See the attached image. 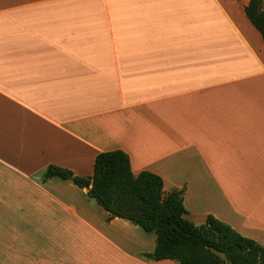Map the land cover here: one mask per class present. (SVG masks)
I'll list each match as a JSON object with an SVG mask.
<instances>
[{"label":"crops","instance_id":"0c3cea01","mask_svg":"<svg viewBox=\"0 0 264 264\" xmlns=\"http://www.w3.org/2000/svg\"><path fill=\"white\" fill-rule=\"evenodd\" d=\"M250 0H0V264L147 261L155 235L108 219L48 166L91 177L120 150L264 246V44Z\"/></svg>","mask_w":264,"mask_h":264},{"label":"trees","instance_id":"16d2710c","mask_svg":"<svg viewBox=\"0 0 264 264\" xmlns=\"http://www.w3.org/2000/svg\"><path fill=\"white\" fill-rule=\"evenodd\" d=\"M245 15L264 44L262 0H250ZM51 179L70 181L79 188L89 187L87 197L108 214V219H123L146 233H153L154 250L142 255L147 261L264 264V246L211 216L202 225H193L185 219L182 192L164 195L160 177L146 171L133 175L128 156L120 150L98 154L91 177H77L67 169L50 165L43 181Z\"/></svg>","mask_w":264,"mask_h":264},{"label":"rangeland","instance_id":"374dc122","mask_svg":"<svg viewBox=\"0 0 264 264\" xmlns=\"http://www.w3.org/2000/svg\"><path fill=\"white\" fill-rule=\"evenodd\" d=\"M262 4H263V8H264V0H262ZM222 257V256H221ZM222 259L224 260V258L222 257ZM226 264H229L226 262Z\"/></svg>","mask_w":264,"mask_h":264}]
</instances>
